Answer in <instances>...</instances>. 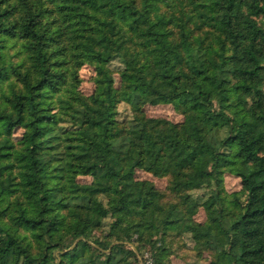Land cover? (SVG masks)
Listing matches in <instances>:
<instances>
[{"label":"trees","instance_id":"obj_1","mask_svg":"<svg viewBox=\"0 0 264 264\" xmlns=\"http://www.w3.org/2000/svg\"><path fill=\"white\" fill-rule=\"evenodd\" d=\"M164 103L184 120L143 110ZM139 169L178 193L208 187L207 221L200 198L165 203ZM107 218L110 239L91 240ZM172 230L211 264H264V0H0V264H131L126 241Z\"/></svg>","mask_w":264,"mask_h":264},{"label":"rangeland","instance_id":"obj_2","mask_svg":"<svg viewBox=\"0 0 264 264\" xmlns=\"http://www.w3.org/2000/svg\"><path fill=\"white\" fill-rule=\"evenodd\" d=\"M7 55L10 57H14V62H19L23 58V54L18 53L16 48L9 47L7 49ZM114 70V80L115 84L119 86L121 79L118 73L119 65L118 63H114L112 65ZM79 75L81 78V84L79 86V91L83 95H91L96 87V69L95 66L91 63H86L79 68ZM56 108V104L52 105ZM144 112L149 117H156L166 119L172 122H182L184 120V113L181 109L177 108L173 103H164L151 105L148 104L143 108ZM133 116V111L129 104L121 103L119 104V115L118 117L121 120L130 119ZM23 129L17 128L14 131V137L20 138L22 135ZM136 177L140 180H150L152 181L157 189L163 193L164 199L163 201L166 203H183V195L190 194L192 195V199L200 198L197 212L194 216L196 221L206 222L207 221V211L202 206V201H204L211 191L208 187L202 189H194L192 191H183L181 193L175 192L171 190V182L172 176H164L158 177L153 173L147 172L145 170L139 169L137 170ZM77 180L84 183H91L94 180L93 175H79ZM224 187L225 190L232 194L234 192L240 191L242 188L241 179L236 177L230 173H226L224 175ZM191 203V202H190ZM181 207H184L183 205ZM113 219L107 218L102 227L94 229L93 231L88 232V237L90 236L91 240L95 239H110L107 238L108 233L110 232V227ZM78 231H82L83 227L80 222L77 223ZM170 234H167L164 239L158 238L154 236L152 239L153 242H145L139 244L138 242H130L126 241L127 249H134L137 252V255L129 256V262L131 264H156V253L159 254L164 248L166 249V256L162 260L163 264H211L214 260V254L211 251L198 249L195 247V243L191 236L187 233L177 234L174 230L170 231ZM84 239V236H79L73 243L72 247H74L80 240ZM114 241L113 238H111ZM118 240L115 239L113 244L117 243ZM112 244V246H113ZM109 251V250H108ZM120 257L123 256L121 253Z\"/></svg>","mask_w":264,"mask_h":264}]
</instances>
